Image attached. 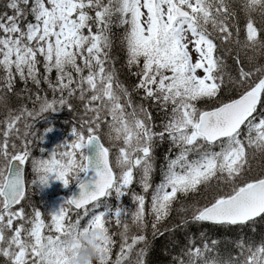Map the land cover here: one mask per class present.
Returning <instances> with one entry per match:
<instances>
[{
    "label": "snow or ice",
    "instance_id": "obj_1",
    "mask_svg": "<svg viewBox=\"0 0 264 264\" xmlns=\"http://www.w3.org/2000/svg\"><path fill=\"white\" fill-rule=\"evenodd\" d=\"M4 9L0 101L17 81L38 91L32 109L0 120L3 264H78L89 247L91 264H147V217L153 235H163L160 223L193 193L205 192L206 202L179 209L192 223L264 222V65L246 68L237 51L232 75L220 54L234 45L254 53L249 64L264 56V0H7ZM114 27L123 30L131 89L113 66ZM42 83L51 99L39 94ZM73 99L83 107L74 139L32 157L43 139L35 122L72 110ZM144 101L164 113L159 130ZM165 142L172 155L154 184L155 150ZM29 161L37 189L58 181L80 190L47 219L40 207L26 210ZM216 245L193 241L174 264H264V238L238 239L226 258Z\"/></svg>",
    "mask_w": 264,
    "mask_h": 264
},
{
    "label": "trees",
    "instance_id": "obj_2",
    "mask_svg": "<svg viewBox=\"0 0 264 264\" xmlns=\"http://www.w3.org/2000/svg\"><path fill=\"white\" fill-rule=\"evenodd\" d=\"M6 2L7 0H0V11L5 10L4 5ZM113 31L116 36L113 50V66L117 70L121 82L131 89L135 81V77H132L125 67V55L122 51L119 40L123 30L119 27H114ZM231 47V54H228L224 48L220 49V54L224 56L225 62L228 65L227 71L232 75L236 74V65L233 57L237 54V51H239L240 59L244 62L246 68H255L256 66L264 65V56L257 55L255 61L252 64H249L248 57L253 56L254 53L250 51L245 52L243 50H238L234 45ZM54 76L55 74L53 73V78ZM40 88L42 89V91L39 92L41 96L46 95L49 99L52 98L53 94L48 88L47 84L42 83ZM37 91L38 90L36 86L32 84L31 81H29L27 85H25L23 82L17 81L15 84L14 93H8L5 99L0 101V120L4 119L10 110L16 112L22 107L32 109V101L35 99ZM29 96H31V99H29ZM71 103L73 105L72 110H69L67 107L59 110L63 117L62 124H65V129H72L74 126L79 127L81 117L83 116V107L81 102L73 99ZM149 105H151V107H149ZM144 106L152 113L157 125V130H159V126L164 119V113L158 110L151 101H144ZM59 120L60 119L52 120V130L58 131L59 129H62ZM32 148L34 149L35 147H31V151ZM170 155H172V153L169 152V144L167 142L160 144L156 148L154 157V164L156 168V171L153 175L154 184L160 182L162 178V169L166 163L165 158ZM253 168L255 173L258 174L261 168V162L259 160L254 161ZM26 182H29L28 167L26 169ZM135 191L140 192V187L137 189L135 188ZM28 197L29 206L26 208V210L31 212V207L35 205L32 197ZM129 198L130 197L124 198L123 203L125 206V203L132 204L128 201ZM205 202V192L193 193L189 197L181 198L180 201H178V203L174 206L176 210L172 212L171 216L167 220L161 222L159 225L160 232H162L163 235H153V229L151 228L152 218L150 216L147 217L149 222L148 227L144 232L148 242L147 264H174L176 257L181 254L186 245L193 241H195L197 245H199L201 242L207 243L211 241L215 232V226L206 223H192L190 221V212L182 213L179 211L181 207L191 208L193 205L201 206ZM112 203L115 204V201H112ZM222 238L223 242L221 256L226 258L230 252L232 255H235L234 243L238 239L245 238L248 240L260 241L262 238H264V222H258L254 225H245L243 227L232 229L227 237ZM114 251H118V248ZM0 264H3L2 258H0Z\"/></svg>",
    "mask_w": 264,
    "mask_h": 264
},
{
    "label": "rangeland",
    "instance_id": "obj_3",
    "mask_svg": "<svg viewBox=\"0 0 264 264\" xmlns=\"http://www.w3.org/2000/svg\"><path fill=\"white\" fill-rule=\"evenodd\" d=\"M46 118H44V121H48V123H43V125H39L38 123L34 125V129L38 128V136H46L45 141L43 143V147L45 148L44 158H48L49 155L52 153V151L60 144H63L65 141L71 142L74 137L70 135L71 128H66L62 124V129H59L58 131L52 130L51 132H46L47 127L51 124L52 120L62 119V115L60 111L57 112H49L46 113ZM31 123V121H29ZM41 123V121H37ZM42 127V128H41ZM46 128V129H45ZM45 131V134H44ZM41 141L43 139H40ZM107 140V139H106ZM41 148V147H40ZM43 149V148H41ZM40 151L37 150L34 158H38V154ZM29 177H30V183H29V193L28 196L35 197L36 198V206L40 207L42 211H45V218L47 219V213L50 211H57L61 204L66 200L69 196V191L73 184L69 186V188H64V186L58 182V181H52L50 182V186L43 189H37L33 185H31V180L33 179V173L31 171V164L29 166Z\"/></svg>",
    "mask_w": 264,
    "mask_h": 264
},
{
    "label": "clouds",
    "instance_id": "obj_4",
    "mask_svg": "<svg viewBox=\"0 0 264 264\" xmlns=\"http://www.w3.org/2000/svg\"><path fill=\"white\" fill-rule=\"evenodd\" d=\"M93 233H89L87 237L84 238L85 241H90L93 238ZM80 260L78 261V264H91V262L96 259V253L92 250L91 247L88 248V250L84 251L82 250L79 253Z\"/></svg>",
    "mask_w": 264,
    "mask_h": 264
},
{
    "label": "water",
    "instance_id": "obj_5",
    "mask_svg": "<svg viewBox=\"0 0 264 264\" xmlns=\"http://www.w3.org/2000/svg\"><path fill=\"white\" fill-rule=\"evenodd\" d=\"M25 167V166H24ZM79 188H78V186L73 190V192H72V197L73 196H78L79 195Z\"/></svg>",
    "mask_w": 264,
    "mask_h": 264
},
{
    "label": "bare ground",
    "instance_id": "obj_6",
    "mask_svg": "<svg viewBox=\"0 0 264 264\" xmlns=\"http://www.w3.org/2000/svg\"><path fill=\"white\" fill-rule=\"evenodd\" d=\"M248 52H249V51H248ZM250 54H251V53H250ZM120 56H121V55H120ZM123 79H124V78H123ZM12 102H13V101H12ZM48 121H49V120H48ZM68 121H69V120H68ZM43 123H44V122H43ZM42 125H43V124H42ZM41 128H42V127H41ZM39 133H40V132H39ZM39 133H38V134H39ZM42 136H43V135H42ZM148 222H149V221H148ZM162 261H163V260H162Z\"/></svg>",
    "mask_w": 264,
    "mask_h": 264
}]
</instances>
